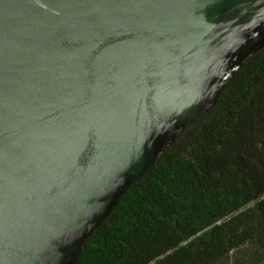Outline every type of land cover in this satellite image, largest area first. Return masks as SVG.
<instances>
[{"label": "water", "instance_id": "water-1", "mask_svg": "<svg viewBox=\"0 0 264 264\" xmlns=\"http://www.w3.org/2000/svg\"><path fill=\"white\" fill-rule=\"evenodd\" d=\"M263 46L264 0H0V264H76Z\"/></svg>", "mask_w": 264, "mask_h": 264}, {"label": "trees", "instance_id": "trees-1", "mask_svg": "<svg viewBox=\"0 0 264 264\" xmlns=\"http://www.w3.org/2000/svg\"><path fill=\"white\" fill-rule=\"evenodd\" d=\"M76 264H264V46L128 188Z\"/></svg>", "mask_w": 264, "mask_h": 264}]
</instances>
